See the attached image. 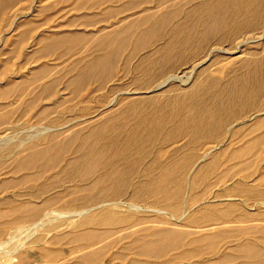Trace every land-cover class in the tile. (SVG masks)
Masks as SVG:
<instances>
[{
  "label": "bare ground",
  "instance_id": "bare-ground-1",
  "mask_svg": "<svg viewBox=\"0 0 264 264\" xmlns=\"http://www.w3.org/2000/svg\"><path fill=\"white\" fill-rule=\"evenodd\" d=\"M19 1L0 0V20L1 18L5 19L4 15ZM114 1L117 0H82L79 4L91 3L92 6H96L102 2ZM251 5L255 6V9L250 8ZM132 6V0L130 2L128 0L123 8L131 9ZM183 6L182 3H178L173 6L172 10L159 16L147 15L139 22L132 21L115 32H107L98 37L92 44V47L98 51V55L90 61L82 62L81 67L74 71L66 83V86L73 89V92L80 91L81 85L87 80L94 79L104 85L113 79L117 50L125 47L127 40L132 36L137 39L136 50H143L153 42L157 45L163 42L162 46H157L155 50L156 55L159 56L158 60L154 61L152 56L147 55L141 63L136 65L137 70L144 66L143 63L149 64V67L143 71L144 76L141 78V84L138 85L141 90L135 94H143L142 91L149 88H155L151 89L152 91L168 89L161 91L160 95L147 98L135 97L132 100L130 98V101L128 100L129 102L122 108L123 110H119L120 105L118 110L111 111L108 107H102L88 111V113L85 111L86 113L82 114L79 119L83 123L84 121H96L97 118L99 120L108 119L107 122L98 126H93L94 122L88 123L90 127H86V131L75 134L72 140L63 147V149H68L69 145L75 141V144H79L77 152L86 153L82 157L65 159L64 156L59 157V154H47L48 148H45L32 151L21 161H16V164H13L15 167L9 171L10 174L29 170H36V174H27L19 179L3 180L0 186L9 187L12 184L19 186L39 181V178H42L41 173L43 174L47 168L46 165L41 164L45 159L55 160L46 171L55 168L63 161L65 164L59 173L56 172L58 174L54 177V181L43 183L39 190L31 196L44 195L54 187V184H58V182L60 184L61 181L73 182L78 178L81 186L66 194H53L40 204L2 203L0 205V264H53L60 260L61 254L64 255L66 246H68L70 254L74 255L75 262L73 264H104L113 246H118L120 249L111 254L108 264H179L190 262L202 255L213 257V264H264V248L258 245H264V242H260L261 239H264L263 220L257 221L263 223L246 224L247 226H244L238 235L227 234L230 229H227L228 226H223L225 222L248 223L245 219H228L237 214L238 204L224 202L222 203L224 207L213 206V210L211 205L205 201L203 193L206 190L201 192L194 188L191 191V197L185 190L189 182H192L195 187L200 179H211L213 172L216 173L214 184H221L224 181L225 173L220 171L221 157L223 156L220 155L228 153L224 148L225 142H223V136L226 134L225 129L229 122L235 123L243 117L242 112L246 114L260 108L258 105L256 108L255 104L259 102V96L264 91V59L255 63L251 62L253 64L249 67L250 61L241 62L240 65L247 67V70L243 74H236L233 82L225 83L220 87H218V81L214 80L204 87L199 85L193 89L190 88L191 90H184L185 92L182 94L170 95L172 87H169V84L176 82L179 76H172L173 74L168 76L170 74L168 73L166 79L160 81L161 76H164L169 70L179 67L180 64L188 60L199 58L200 55L203 56L211 41L217 45H224L241 32H245L246 28L257 29L261 25L263 27L264 18L261 16V11L264 9V0H211L186 10ZM169 19H179V21L172 27L168 39L163 40L161 31L170 24ZM144 24L148 28L136 32L137 27H143ZM231 24L235 27L228 30L227 26ZM34 25L35 22H16L17 31L25 28L23 33H17V41L14 44L19 46L17 47L19 52L24 41L28 39L27 34L29 35L30 30L35 27ZM262 38L264 39V32ZM84 39L87 37L66 34L40 38V48L31 52L30 55L28 54V62L35 58L38 61L50 54H58L60 58L61 56L63 58L65 54L73 53L84 46ZM256 42L258 41H245L242 44L235 42L238 46L236 49H239L241 45ZM201 50L203 53H199ZM207 55L204 58H207ZM153 63L154 65H152ZM33 71V79L34 77L35 79L50 77L48 63H42ZM223 72L224 67H220L216 74L219 75ZM190 73L189 75H191ZM187 77L189 80L191 76ZM29 80L28 77L22 84H13L11 81L6 88L0 90V99H9L13 94L21 92L20 90L23 91V86L32 82ZM186 84H188L187 80L182 85ZM49 85L50 83L41 89V96L51 98L55 94L56 90L52 91ZM208 93L211 94V97L207 96ZM163 97L169 98L165 100ZM117 99L109 101L108 106L117 103ZM55 102L60 107L66 102V98ZM30 105L32 106L33 102ZM57 106L56 108H58ZM149 106H153L152 112H147ZM51 110L50 107L41 109L38 117L48 118ZM165 110L172 111V113L169 114ZM137 111L142 112L137 117L138 120L129 124L131 119L129 115ZM181 111L190 113V117L182 115ZM7 113L0 114V125L6 122ZM260 114L258 113L259 116ZM255 120L256 123L246 135L254 134L264 127V117L260 119L256 117ZM54 121L57 119L55 118ZM72 124L81 123L76 120ZM171 125L175 126L174 132H169ZM63 128L49 133L43 137V140L45 138L52 139L58 135V132H62L60 130ZM179 135L208 142L207 147H204L205 154L213 155L209 159H206L207 156H201V161L195 162L194 166H191V160L195 158L194 154H199L194 150L182 161L170 158L171 161L164 166H160L156 159L143 167L142 180L140 178L137 182L136 177L140 175L144 161L135 160L129 154L130 150L139 144L143 148L153 138H163L166 142ZM238 135H240V130L236 128L230 134L231 140L237 139ZM105 140L109 150L100 147ZM121 141L124 142L123 148L119 146ZM261 141L260 136V138L247 142L242 148L232 149L230 151L231 162H235L241 157L240 154L246 155L254 152ZM212 143L217 146L212 147L210 145ZM3 151L4 149L0 150V154H3L0 155V171L5 157L12 152V149ZM154 169L158 175L152 177L150 174ZM236 169L238 168L236 167ZM61 175H64L65 178L60 179ZM131 189L133 194L130 199H124L127 191ZM240 190L241 187L236 184L229 190V193L235 194ZM185 194L188 195V198L190 197L189 201L194 205L191 206L188 201L190 207L183 211ZM257 196L264 199V190L260 189ZM195 207L199 211L192 215L189 214ZM243 213H247V211ZM252 213L262 217L264 209H259L257 212L254 210ZM165 214H169L170 217L163 216ZM183 219L184 221H182ZM179 225L185 227H179ZM193 225L202 228V230L189 229ZM71 226H75L76 230H67ZM56 230L61 233L50 234ZM242 235L252 236L253 243L251 241H234L237 238H242ZM186 239H188L187 242ZM235 242L239 244L235 245ZM128 254L134 255L133 258ZM167 257L169 259L163 261ZM149 260L153 262H149Z\"/></svg>",
  "mask_w": 264,
  "mask_h": 264
},
{
  "label": "rangeland",
  "instance_id": "rangeland-1",
  "mask_svg": "<svg viewBox=\"0 0 264 264\" xmlns=\"http://www.w3.org/2000/svg\"><path fill=\"white\" fill-rule=\"evenodd\" d=\"M130 1L131 0H129V2ZM206 1L209 2L211 0H132L133 8L131 9L123 8V5L127 3L128 0L102 2L96 6H92L91 3L79 4L80 2H82V0H20L19 2H17L9 10V12L4 15L5 19L1 18L0 20V90L6 88L11 81H13V84H22L29 77V81L32 82H28L29 85L27 84V86H23V91L20 90L21 92L19 93H17L16 91L17 94H13L9 99H0V114L8 112V116L5 120L6 122H3V124L0 125V150L4 149V151H7L9 149H12V152H10L8 156L5 157V161L2 164L3 170L1 169L0 171V183L3 180H8L11 178L19 179L27 174H36V170L19 171L17 174H10L9 172L15 167V165L13 164H16V161H21L28 154L35 150L48 148L47 154H59V157L62 158L64 156L65 159H73L84 156L86 154L85 152H77L76 149L79 147V144H75V141H73L69 145L70 147L68 149H63V147L67 144V142L72 140L75 134H80L81 132L86 131V129L90 127L88 126V123L94 122L93 126H98L107 122L108 119L107 118L99 120L97 118L96 121H84L83 123V121H80L79 119L81 118L82 114L86 113L85 111H87L88 113V111H94L102 107H108L111 111L118 110L120 105L121 106L119 110H123L122 108H124L127 102L130 101V98L132 100L135 97L147 98L153 95H160L159 93L161 91L168 89L165 88L161 90L152 91L155 88H149L144 89V91H142L143 94H135L138 93L139 90H141L139 89L138 85L141 84V78L144 76L143 71L146 69V67H149V64L143 63L144 66L141 67V69L137 70L136 65L141 63L143 58L147 55L152 56L154 61L158 60L159 56L156 55L155 50L157 46H162L163 42L158 43V45L153 42L150 46L143 50H136L135 46L137 39L135 36H132L129 37V39L127 40V45L125 47L117 50V56L115 58V68L113 71V79H111L104 85L94 79L87 80L83 85H81L80 91L73 92V89L67 87L66 83L68 82L69 78H71L74 71L81 67L82 62L90 61L92 58L98 55V51L96 50V48L92 47V44L96 41L98 37L106 34L107 32H115L123 28L125 25L132 23V21L139 22L144 19L147 15L159 16L164 12L172 10L173 6L178 3H182L184 5V9L186 10L191 7L194 8L196 5H200ZM252 5L249 7L255 9V6L252 7ZM261 12V16L264 18V9ZM181 18L179 19L181 20ZM179 19H169L170 24H168L163 29V31H161V38L163 40L168 39L172 27L176 25V23H178ZM16 22H35V27L33 28V30H30L31 32H29V35L27 34L28 39L24 41L20 52L19 48H17L19 46H15L14 44L17 41V33H23L25 28H23V30L20 29L19 31H17ZM261 26L259 28L257 27V29L254 27L246 28L248 31L245 29L246 31H243L244 33L241 32V34L237 35V37H233L231 39L232 42L231 40H229L227 43H224V45H217L214 41H211V44L206 47L207 49L204 51L203 56L200 55L199 58H193L183 64H180L179 67H175L174 69L169 70L164 76H161L160 81H164L168 73H170L168 74V76L172 74V76H179L177 80L180 82L176 80V82L169 84V87H172V90L170 91L171 93H169L170 95H177L179 93L182 94L187 90H191L190 88L193 89L195 88V86L199 85H201V87H204V85H207L211 81L213 82L214 80L218 81V87H220L221 85H225V83L233 82V80L235 79L234 76H236V74H243V72L247 70V67H243V65H240L241 62L250 61V64H248L249 67L253 63L259 62L264 59V39H261V36L264 32V25L263 27ZM234 27L235 26H232L231 24L227 26V29L231 30ZM146 28H148L146 24H144L143 27L138 26L136 32H139ZM253 29L256 30L253 31ZM60 34L80 35L82 37H87V39L83 40L85 41L84 46L75 50V52L73 53L65 54L63 58L62 56L60 58L58 54H50L45 58L39 59L38 61L35 58L31 62H28V54L30 55L31 52H34L40 48V38H49L53 35ZM252 40H256L258 42L246 45L244 44L239 46V49H236L238 47L236 43L242 44L245 41L248 42ZM215 49L218 51H216ZM201 52L203 53V50H201L199 53ZM206 55L208 57L204 58L206 57ZM203 62L204 64H202ZM251 62L253 63L251 64ZM42 63H48V65L50 66V71L48 72L50 77L46 79H35L34 77V80L32 75L34 72L33 70L41 66ZM152 65H154V63ZM220 67H224V72L218 75L216 73ZM192 70L193 72L190 73ZM189 73L191 75H189ZM182 75L184 76L182 77ZM186 76L191 77L188 80V77L186 78ZM186 80L188 84L183 86L182 84L186 82ZM39 82H41V84H38ZM49 83L51 90H56V92L51 98H45L46 96H41V89ZM207 96L211 97V94L208 93ZM65 98L66 102L62 106L58 107L55 101L63 99L65 100ZM114 98H118L117 103L108 106L109 101H112ZM163 98L167 100V98L169 97ZM32 102L33 105L31 106L30 104ZM257 103L255 104V107L258 108V105L260 106L259 109L248 112L246 114L245 112H242L243 117H241L235 123L229 122L227 124V127L225 129L226 134L223 136V142H225L224 148L227 150L228 153L220 155L223 156L221 157L222 167L220 171L226 173L227 167L232 166L233 163H236L235 160H233L235 162H231L232 159L230 151L232 149L242 148L246 145L247 142H250L252 139L260 138L261 136L262 141L257 145L255 151L251 154H258L254 159V162L257 164V166H259V173H261V178L259 181L260 188L264 189V127L255 132L254 134L246 135L251 131L252 126H254V123H256L255 118L257 117V119H260L261 117H264V107H261L264 106V91L263 94L259 96V102ZM56 106L58 108H56ZM46 107L52 108L48 115V118L38 117L40 110ZM152 108L153 106H149V108H147V112H152ZM166 112L169 114L172 113V111ZM141 113L142 112L139 113V111L132 112L129 115V117H131L130 123L129 121L128 123H135L136 120H138L137 117H139ZM183 113L181 111L182 115L189 117L191 115L187 112ZM258 113H261L260 116L258 115ZM55 118L57 119V121H54ZM75 119L81 124H72L76 122ZM59 128H63V130H60L62 132H58V135L54 136L52 139L45 138L43 140L44 136H47L49 133L59 130ZM236 128L240 130V135H238L237 139L231 140L230 134ZM174 131L175 126L171 125L169 127V132ZM208 144V142L197 141L190 136L179 135L166 142H164L163 138H153L151 141H149L147 145L145 144L143 148H141L140 144L137 145L136 147L132 148L129 152V154H131L135 160L144 161V165L142 164V167L140 169V175L137 176L138 178L136 177V179H138L136 181L138 182L143 176V173H141L143 167H145L148 163L150 164L151 162L156 161V159L159 161L160 166H164L169 161H171L170 158L176 160L180 159V161H182L193 150L194 152H198L199 154H194L195 158L191 160V166H194L195 162L197 163L201 161V156H207L206 159L211 158L213 154H205L204 147H207ZM210 145L214 148L217 146V144L215 145L214 143ZM119 146H121L120 148H123L124 142L121 141L119 143ZM100 147L104 150H109V146L106 140L101 144ZM54 161V159H51L49 161L45 159L41 162V164L46 165V167L48 168L54 163ZM64 164L65 161H63V163L57 164L55 168H51L48 171H46V168L45 172L43 174L41 173L42 178H39V181L37 182H30L28 184H21L19 186L12 184L13 187H11L12 185L9 187L5 185L0 186V205L2 203H12L15 205L28 203L40 204L53 194H66L69 193L72 189H78L81 186V183L77 178L75 181H73L74 183L61 181V183L59 184L58 182V184H54V187H52L44 195H41L39 197L31 196V194H35V192L39 190L43 183H51L52 181H54V177L60 172ZM215 174L216 173L213 172V174L211 175V179H200L195 187L192 182H189L185 190L186 192H188V194H190V197L192 196L191 191H193L194 188H197L196 191L201 192H204L206 190L208 192L205 193V191L203 193L205 194L204 196L206 203L208 202L207 204H209L211 202H214L216 204L214 206H217L216 208H221L224 207L222 206V203L225 202L222 198H225V196H227L226 191L228 189V186L233 184V182L236 181V178H234L235 180H233V182H221V184L219 183L216 185L214 184ZM150 175L152 177H155L158 175V172L156 171V169H154ZM59 178L63 179L65 177L64 175H61ZM132 194V189L127 191L124 199L129 200ZM238 195L239 194L232 195L231 197H235L233 198V200L239 203L240 200H238ZM190 197L188 198V195L185 194L184 211L187 210V207H190L188 205ZM189 204L191 206L194 205L191 203V201H189ZM258 208L263 209L262 206H259ZM195 211H198L197 207ZM236 213H241L240 206L236 208ZM163 216L167 218L170 217L169 214H165ZM252 223L257 224L263 222L255 221L245 223L234 221L225 222L223 226H228L227 229H230L227 234L238 235L239 231H241L244 226H247L246 224ZM179 227L185 226L179 225ZM67 230L75 231L76 229L75 226H71ZM58 233H61V231L56 230L50 232V234L52 235ZM225 240L230 241L233 239ZM250 240L237 238L234 241L245 242ZM185 241L187 242L188 239H186ZM260 242L263 243L264 239H261ZM238 244L239 243L235 242V245ZM67 248L68 246H66L63 252L65 256L62 254L61 256H59L61 261L59 260L58 262H53V264H73L75 262V259L73 258L74 255H71ZM119 249L120 248L118 246H113L109 251L108 257L105 259L104 264H108L111 254L119 251ZM128 256L133 258L134 255L128 254ZM169 257L165 258L163 261H167ZM203 257L209 256L202 255L199 258H196L190 262H181L179 264H213V257H209L208 260L204 262H197V260ZM69 259L71 260L65 261ZM149 262L153 261L149 260Z\"/></svg>",
  "mask_w": 264,
  "mask_h": 264
},
{
  "label": "crops",
  "instance_id": "crops-1",
  "mask_svg": "<svg viewBox=\"0 0 264 264\" xmlns=\"http://www.w3.org/2000/svg\"><path fill=\"white\" fill-rule=\"evenodd\" d=\"M240 156L241 157H239L236 160V163H233L232 166L227 167L226 173L225 174L223 173L224 174V181L223 182H225V183H227V182L229 183L230 181L233 182V180H235L234 178H236V181L233 182V184H231V185L229 184L230 186H228V189L226 191L227 196H225V198H222V199L227 203L233 202V203L238 204V206L241 207V213L234 215V216H232V218H228V219L229 220H231V219L232 220L245 219L246 222L259 221V220L264 221V215H261L262 217H260V215H254L252 213V212H254V210H256V212H257V210H259V208H258L259 206H262L264 209V206H263L264 205V199H260V197L257 196V195H259V191L261 189L260 183H259L260 178H261L260 177L261 173H259L260 169H259V166H257V164L254 162V159L256 158L257 155L256 154H246V155L240 154ZM250 159H252V160H250ZM242 163L244 165H241ZM235 164H236V166H235ZM240 165H241V167H240ZM236 167L238 169H236ZM233 172H235V173H233ZM206 180H207V178H206ZM236 184H238L241 187V190L236 192V194H239L238 195L239 196L238 200H240L239 203L235 202V200H233V198H235V197H231L232 195H236V194L229 193V190ZM262 190H264V189H262ZM261 200H262V202H261ZM213 203L212 202L209 203V205H211L212 208L214 205H216L215 203L214 204ZM261 204H263V205H261ZM184 209H183V211H184ZM195 210H196V207L189 214L192 215V214L197 213ZM244 211H247V213H243ZM184 219L182 221H184ZM197 228L198 227H195L193 225V227L191 229L202 230V228H199V229H197ZM251 237L252 236L242 235V238L244 240H250V239H252ZM251 242L253 243V241H251ZM258 245L264 248L263 244H258ZM208 258L209 257H203V258L197 260V262H204V261L208 260ZM161 261L162 260H159V262H161Z\"/></svg>",
  "mask_w": 264,
  "mask_h": 264
}]
</instances>
